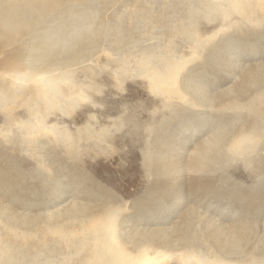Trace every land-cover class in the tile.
Returning <instances> with one entry per match:
<instances>
[{"label": "bare ground", "instance_id": "1", "mask_svg": "<svg viewBox=\"0 0 264 264\" xmlns=\"http://www.w3.org/2000/svg\"><path fill=\"white\" fill-rule=\"evenodd\" d=\"M80 3L79 0H0V42L8 46L19 43L23 51L13 63L15 67L9 71V76L6 75L10 80L7 79V83L3 80L4 84L0 82V110L34 86L40 99H33V105L26 109L28 118L21 124V133L23 140L33 143L29 154L44 159L50 157L48 161L42 159L43 162L30 164L29 168L23 165L25 159L18 157L0 167V196L15 198L16 206L22 205L26 210L20 212L21 208L16 210L13 204L10 206L11 202L10 205L0 202V218L9 228L8 231L0 228V264H44L45 246L53 239L58 241L59 237L64 242L47 252L56 257V260L51 259L52 264H162L173 255L177 264H237L228 262L226 253L242 246L248 228L242 221L229 228L223 222L215 224L207 214L215 199L218 204L215 212L221 215L219 212L224 211L226 201L233 197H227L230 192L237 193V199H248L242 200L243 211L250 210L247 204L257 209L264 207V186L244 190L236 188L234 185L239 186L234 184L236 182L229 188L225 182L217 181L227 179L222 171L226 168V160L240 155L255 158L259 173L264 175V153L256 154L264 152V0L189 3L181 15L182 22L173 28L176 35L186 38L191 49L190 58L182 59L180 66L181 60L174 56V51L159 54L140 46H135L133 53L130 51L134 66L126 55L109 60V63L117 60L118 65L112 71L120 84L130 76L146 78L157 93L161 92L168 99L177 95L183 101L182 91L186 90L191 95L185 102L195 100L193 105L197 106H201L199 101L204 102L207 109L214 111L197 110L193 105L185 106L184 101L182 105L178 103L177 115H184L183 124L190 131L203 135L194 134L200 137L194 144L190 143L193 136L187 144L183 137L173 135V131L167 133L170 138L165 145H161L164 138L161 135L157 137L159 143L154 140L157 153H151L156 157L149 159L158 162L156 171L163 176L157 179L159 187L147 191L146 199L133 206L138 210L136 214L129 213L125 202L101 188L83 163L85 135L104 140L108 128H96L89 123L86 128L72 133L67 125L59 127L55 122L48 126L44 122L53 108L65 118L96 98L93 95L95 81L86 84L78 79L79 73L85 76L89 73L84 68L80 70L79 65L87 53L102 47L105 40L100 27L91 29L88 26L95 9L87 7L81 12ZM7 6L11 10H7ZM30 8L35 11L32 17H24L23 13ZM201 18L209 24L219 19L221 23L203 37L198 33ZM124 23L116 21L104 28L107 32L113 31L112 41H108L103 50L113 48L129 53L125 50L127 39L135 31L127 30ZM107 24L110 22L104 24L102 20L100 25ZM217 36L219 40L213 42L200 60L196 48ZM252 60L258 61L246 64ZM183 67L188 68L186 73L182 71L186 76L179 77L182 81H178ZM132 69L134 74H130ZM208 89L217 90L208 92ZM230 108L234 110L228 113ZM124 120L129 121V117ZM53 142L59 144L58 149ZM48 144H53L54 149H49ZM192 145L191 150H186ZM59 146L64 149L59 150ZM185 150L187 154L184 155ZM179 151H184L183 156H178ZM188 151L191 152L189 156ZM211 170L213 173L220 170V176L217 174L216 178V174H210ZM26 174H32L37 180H34L37 188L21 187L19 178H25ZM183 207L185 211L181 210ZM176 209L181 210L176 215L179 219L169 226L139 227L145 226L144 222L164 223ZM253 213L254 216L255 211ZM196 222L201 224L200 228L196 227ZM205 240L212 242L222 255L216 252L206 257V254L196 253L195 247ZM249 264H257V261L252 259Z\"/></svg>", "mask_w": 264, "mask_h": 264}, {"label": "rangeland", "instance_id": "2", "mask_svg": "<svg viewBox=\"0 0 264 264\" xmlns=\"http://www.w3.org/2000/svg\"><path fill=\"white\" fill-rule=\"evenodd\" d=\"M79 1L81 2V5H79L78 8L81 10V12H84L87 7H92L95 9V16L91 19V23L88 26L91 27V29L96 27L101 28V34L103 36L102 38L105 40L102 44V47H105V44L108 43V41H112L111 31L113 30H110V32L105 30L108 28V25L112 26L114 22L119 21L125 22L124 27L127 30L134 29L135 32L130 34L128 36L129 38L127 39L126 47L128 48L125 50H129V53L127 52L126 54V52L117 51L113 48H107L104 49V51L100 46L96 47L92 53H87V56L82 60L83 63L80 64L79 67L80 70L82 68H84V70H89V73H86L88 76L79 73L78 79H83V82L86 84H91V81L92 83L95 81L96 87L93 85L95 90L93 95L96 97L94 98L95 100H93V102L89 105L76 108L70 116L65 118L61 116V112H56L58 110L57 108H53L49 113L50 115L48 114L44 122L48 126L55 124V122L59 124V127H64L67 125L68 130L70 132L72 130V133H74V131H78V129L86 128L89 123L93 124L96 128H101L103 126L107 127L109 133L104 140L97 139L101 137L96 138V136L93 135H85L84 140L86 142H83V151L85 152L83 161L85 162L83 163L84 166H86V169L94 175L95 180L97 181L96 183L99 184L101 188H103L106 192L117 196L123 203L125 202L129 213L134 212L133 214H136L138 210L134 209L133 206L136 205L137 201H144V199H146L148 195L147 191L154 187H159L157 179L160 176H163L162 173L156 171L158 162L149 159V157L153 159L156 157V155H153L151 151L157 153V137L159 135H161L160 137H164L161 139V145H165L166 140L170 138V136L167 135V133L170 131H173V135L176 133V135L179 137L181 136V139L184 138L186 142L194 134H197V132L199 135L201 133H199V131H190L191 129L185 126L183 124L184 122H182L184 115H177V112H179L178 106L180 104L182 105V103L184 104L186 98H190L191 94H189L186 90L182 91L184 93V97H182L184 102L181 101L177 95V98L174 96L172 97V99L175 98L174 100L171 98L168 99L161 92L157 93L155 91V87H152L146 78H135L130 76V78L125 80L123 84H120L119 81H117L118 79L115 77L112 69L118 65L117 60L120 58V55L121 57L129 56L128 59L130 61V65L134 66L135 61L131 55L135 51V46H140V48L144 50H156L159 54H165L166 52L174 51V56L181 60L179 61V66L185 59L190 58V44L184 36L176 35L175 32H173V28L179 26L180 21L182 22L181 15L185 13L188 4L191 2L196 3L197 0H144L143 2L141 0L140 2L138 0ZM70 3H72V1H70ZM6 9L11 10V7L7 6ZM33 10L34 9L31 8L27 9L25 13H23V16L28 18L32 17L31 15H33V12H35ZM19 11H22V9H19ZM233 19V21L236 20V18ZM102 20L104 24L105 22H110V24L102 27L100 25ZM220 23V19L216 20L213 24H209L204 18H201L198 23V26H200V32H198L199 35L204 37L211 34ZM230 31L232 30H228L227 32ZM219 37L220 36H217L216 38L211 39L208 43H204L201 47L196 48L197 53H199L200 60H202L204 53L209 50L213 42L219 40ZM1 43L3 47L1 46ZM18 46H20L19 43L8 46L5 44V42H0V61L2 60L0 62V82L3 84V80L7 83V79H9V71L15 67L13 63L16 62L21 56L20 54L23 53V51H21L22 48ZM130 51L132 53H130ZM112 59L117 60L114 63H109V60ZM182 59L184 60L182 61ZM235 60L236 59L233 61ZM254 61L258 60L246 61V64L252 63ZM192 63L193 62H191V64ZM185 66L186 65H184V67ZM184 67L180 72L185 71L186 73L188 68L185 70ZM134 73L135 71L132 69L130 74ZM185 73L182 72V76H180L179 73L176 80L182 81L183 77L185 78L186 76L184 75ZM179 77H182V79L180 80ZM31 86L26 89L27 92L25 91L23 96H19L16 100H12V102L10 100V102L7 103V106L0 110V167H3L5 164L15 160L17 157L25 159L23 164L25 168H29L30 164H38L39 160L42 161L43 159L48 161L50 159L49 156L45 157L44 159V157H38L37 154H29L30 148L33 150V143H31V140H23L24 134L22 135L21 133V124L28 118L26 109L28 106L33 105V99H40L39 96H36L37 91H35L34 86ZM218 89H221V87ZM216 90L208 89V92H216ZM27 95L28 97H26ZM27 99L28 101H26ZM194 101L195 100H193V102ZM193 102L189 101L188 103L187 101L185 102V106L188 104L193 105ZM203 103L204 102L199 101V105L201 106H197L195 104L193 105L194 107H192L196 108L197 110L201 108V110L206 109L208 112H211L212 110L210 108L207 109V106H205ZM228 110L229 111H226L231 113L234 109L230 108ZM54 112L56 113L54 114ZM212 112L214 113V111ZM125 117H129V121H126L128 119L124 120ZM157 129L160 130L158 131ZM26 131L27 129H25V132ZM83 132L86 131L83 130ZM202 135H200V137ZM31 136L33 135H31L30 132V137ZM200 137L193 136L190 140V143H196ZM155 139L156 141H154ZM54 142L53 144L58 149L59 144L56 145ZM157 142L159 143V141ZM53 144H48L49 147H47L52 150L54 149V147H52ZM192 147L193 145L188 146L186 150H191L190 148ZM61 149L64 148L59 146V150ZM186 150L185 152H177L178 156H183V152L184 155L187 154ZM148 153H150L151 156H147ZM189 153L191 152L188 151V156ZM257 153L260 155L264 152L259 151L256 152V154ZM254 161L255 158H249L247 155H240L235 159L228 158L226 160V168L222 170L223 174H225L224 177L227 179L226 181H217L220 183L225 182L224 185H229V188L233 187V184H231L232 182H236L234 184L239 186H234L239 189H259L260 187L264 186V175L259 173L258 167ZM219 172L220 170H215L213 173V170H211L210 174H216L215 177L217 178V174H219ZM32 178V174H26L25 178H19V181L23 185L21 187L26 189L37 188V180ZM228 179H230L229 182ZM27 191L29 192V190ZM31 197L34 196L31 195ZM227 197H231L232 199L229 198L228 201H226V205H224V211L219 212L221 215H217L215 212L218 210L215 208L218 205L215 202V199H212L213 202L210 205V210H208L209 212L207 215H210L209 217H211L213 223L216 222L215 224H220L221 222L222 224L223 222L224 226L227 228L232 225L236 226L238 222L242 221L249 231L246 234V239L241 241L240 245L242 246H238L237 248L234 247L235 250H230L231 253L230 251L226 253L228 254L226 255V259L228 258L227 261L230 263L237 262V264H244V262L249 264L253 259V261H257V264H262L264 262V207L261 206L260 209H257L256 207L247 204L248 207H250V210L246 209V211H243L241 206L244 204V202H242V200L247 201L248 199H237V193L234 194L233 192H230ZM0 202L4 205H10L11 202L10 206L13 204L16 210H18L19 207L22 210H20V212L26 211L23 207H21L22 205L16 206L17 201L13 197L11 198L1 195ZM200 209H203V207ZM212 209H214V211ZM39 210L40 209L37 211ZM181 210L185 211V207H183ZM181 210L176 209L171 217H168L169 219L164 223L155 224L156 222L153 221L152 224L151 222L148 224L144 222L145 226L139 227L160 229L169 226L173 224V220L179 219V217L176 215L180 213ZM254 211L255 215L253 216L252 214H254ZM123 216L124 215H121L120 217ZM235 222L237 223L234 225ZM133 223L135 224L136 221H132V224ZM194 224L197 228L201 225L199 222ZM248 225L250 226L248 227ZM6 227L7 226L0 218V228H2L3 231H8L9 228ZM250 228L253 230L251 229V231ZM56 239H58V241L53 239L45 246L44 252L46 254H44L42 258L44 264H52L51 259L56 260L55 256L47 255V252H49L54 247V245L62 244L63 238L59 237ZM209 242V240H205L202 245L196 246V253L198 251L200 254H206V257H211L217 252L218 256H221L222 253H219L214 244ZM65 243L67 245L68 242L65 240ZM174 257V255L167 257L166 260L162 262V264H177V261ZM249 259L250 261H248Z\"/></svg>", "mask_w": 264, "mask_h": 264}]
</instances>
